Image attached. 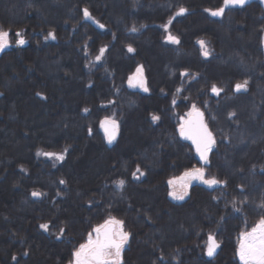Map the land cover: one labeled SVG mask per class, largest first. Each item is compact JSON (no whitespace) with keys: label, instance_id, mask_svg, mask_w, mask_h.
I'll return each instance as SVG.
<instances>
[{"label":"trees","instance_id":"16d2710c","mask_svg":"<svg viewBox=\"0 0 264 264\" xmlns=\"http://www.w3.org/2000/svg\"><path fill=\"white\" fill-rule=\"evenodd\" d=\"M222 6L0 0V28L9 32L0 52V264H69L110 217L129 233L122 264H242L240 235L264 218V3L206 11ZM139 65L147 92L126 84ZM191 105L215 139L208 163L178 133ZM110 116L119 126L111 144L99 129ZM39 151H64V159ZM193 168L221 183L195 181L173 200L169 181ZM210 234L220 245L211 257Z\"/></svg>","mask_w":264,"mask_h":264},{"label":"snow or ice","instance_id":"6c2138e0","mask_svg":"<svg viewBox=\"0 0 264 264\" xmlns=\"http://www.w3.org/2000/svg\"><path fill=\"white\" fill-rule=\"evenodd\" d=\"M245 2L246 0H223L222 7L216 10L206 9V11L210 12L212 16H222L228 6L243 5ZM186 11L185 8L181 7L177 15H183ZM83 15L85 18L91 19V14L86 8L83 10ZM169 23H171V21H169ZM100 27L103 28L104 25L101 24ZM167 27L168 26L165 25V30H167ZM131 30L136 31L137 29L133 27ZM16 36L20 37L17 40V44L23 45L25 40L21 37V34L16 33ZM49 36L55 39L54 33L50 32ZM167 39L172 43H179V40L171 34L168 35ZM198 43L203 50V55L207 57L209 52L207 51L205 42L200 40ZM7 46H9V32L0 28V50H3ZM104 51V48L100 49L101 55L96 57L97 60L101 59ZM128 51H133L131 46H129ZM128 83L132 87H140L145 92L148 91L142 68H137L136 74L129 77ZM246 86L247 81L243 84H237L235 87L236 90L239 91L242 88H246ZM211 90L217 95L222 91V89L217 88L215 85L212 86ZM85 111H87V109H85ZM152 119L157 120L159 117L153 116ZM100 126L105 131L108 143L111 144L118 134L119 126L117 121L115 119L105 118L101 121ZM179 132L182 137L192 141L200 159L204 163H208V154L215 144V139L213 133L204 122L203 113L195 106H193V110L188 114V119L181 123ZM38 154L55 157L58 160L64 159V155L58 153L44 152ZM139 171V168H137V172ZM141 175H143V173H141ZM133 177H136V173H133ZM182 179H185V183L182 185V191H172L169 193L175 199H183L184 196L187 195V186L192 180H200L209 186L221 183V181L217 180L215 177L205 179V170L203 168H193L191 171L185 172ZM61 183H64V181H61ZM117 183L118 187L122 188L125 181L120 180ZM174 183V181H169L170 185ZM32 195L40 196L41 193L33 192ZM48 227L47 224L41 225V228L45 230H47ZM94 232L95 237L90 233L87 242L81 244L73 253V260L70 264H122V252L129 239V233L123 230V221L110 217L103 224L97 226ZM208 241L207 255L211 257L220 245L211 234L208 237ZM238 255L242 264H264V218H261L250 231L241 233Z\"/></svg>","mask_w":264,"mask_h":264},{"label":"rangeland","instance_id":"374dc122","mask_svg":"<svg viewBox=\"0 0 264 264\" xmlns=\"http://www.w3.org/2000/svg\"><path fill=\"white\" fill-rule=\"evenodd\" d=\"M89 21H92V22H96V19H95V17L94 16H92L91 15V19H88ZM167 35H169V34H167ZM168 37V36H167ZM200 41V40H199ZM204 41V40H203ZM205 42V45H206V48H207V51L209 52V48H208V46H207V43H206V41H204ZM197 44L199 45V47H201L200 46V44L198 43V41H197ZM2 50H0V52H1ZM201 51H202V54H203V50L201 49ZM100 53V52H99ZM99 55H101V53L99 54ZM204 56V55H203ZM102 57V56H101ZM95 60H97V59H95ZM137 68H142V66L141 65H139V66H137L136 67V69L128 76V78H127V80H126V84H127V86L128 87H130V88H133V89H136V90H138V91H140V92H145L142 88H140V87H132V86H130L129 85V83H128V81H129V77H131V76H133V75H135L136 74V71H137ZM143 69V68H142ZM143 76H144V79H145V81H146V78H145V74H144V70H143ZM237 85V84H236ZM146 86H147V84H146ZM235 89H236V87H235ZM245 88H242L241 90H244ZM193 106L194 105H191L190 106V108L184 113V115L180 118V120H179V128H180V125H181V123L184 121V120H186L187 119V117H188V114L193 110ZM105 118H110V119H115L113 116H110V117H105ZM105 118H103V119H105ZM116 120V119H115ZM117 121V120H116ZM118 123V122H117ZM38 153H44V151H39ZM51 153H58V154H63L64 155V151H61V152H51ZM38 156H40V157H42V158H44V159H46V160H48V161H50V162H53V163H58V162H60L61 160H58V159H56L55 157H48V156H45V155H40V154H38ZM189 171H191V170H189ZM182 176L183 175H181L180 177H176V178H174V179H172V180H170V181H174L175 183L173 184V185H170L169 184V193L170 192H172V191H177V192H180V191H182V185L185 183V179H182ZM184 177V176H183ZM205 179H207L206 177H205ZM195 181H197V182H201V183H203L202 181H200V180H192L190 183H188V186H187V193H188V189H189V187H190V185L191 184H193ZM205 184V183H204ZM207 185V184H206ZM170 195V194H169ZM170 197L173 199V200H175V201H181V200H183L185 197H186V195L184 196V198L183 199H175V198H173V196H171L170 195ZM109 219V218H108ZM116 219V218H115ZM107 220V219H106ZM105 220V221H106ZM118 220V219H117ZM104 221V222H105ZM103 222V223H104ZM259 222V221H258ZM103 223H101V224H103ZM100 224V225H101ZM99 226V225H98ZM255 226V225H254ZM253 226V227H254ZM97 227V226H96ZM96 227H94V229L96 228ZM94 229L92 230V232H91V234L93 235V237H95V232H94ZM124 230V229H123ZM251 229H249V230H247V231H250ZM125 231V230H124ZM246 232V231H245ZM88 239V238H87ZM240 239H241V235H240ZM87 242V240L84 242V243H86ZM239 243H240V240H239ZM239 243H238V247H239ZM83 244V243H82ZM126 246V245H125ZM125 248V247H124ZM237 255H238V249H237ZM238 258H239V255H238ZM73 260V259H72ZM240 260V259H239ZM242 263V262H241ZM70 264V263H69Z\"/></svg>","mask_w":264,"mask_h":264},{"label":"water","instance_id":"95a60500","mask_svg":"<svg viewBox=\"0 0 264 264\" xmlns=\"http://www.w3.org/2000/svg\"><path fill=\"white\" fill-rule=\"evenodd\" d=\"M263 3H264V0H261ZM217 17V16H216ZM263 48H264V32H263ZM197 109H199V108H197ZM199 111L200 112H202V110L201 109H199ZM203 113V112H202ZM203 118H204V116H203ZM187 119H188V117H187ZM104 119H102L101 121H103ZM101 121H100V123H99V129H100V131L104 134V136H105V138L107 139V136H106V134H105V131H104V129L100 126L101 125ZM204 122H205V120H204ZM206 123V122H205ZM208 126V125H207ZM209 128V127H208ZM210 130V129H209ZM211 131V130H210ZM178 133H179V136H180V138L181 139H183V140H185V141H187L188 143H190V145L192 146V149H193V151H194V153H195V155H196V157H197V159L200 161V162H203L201 159H200V156H199V154L197 153V151H196V147H195V145L192 143V141L191 140H189V139H186V138H184V137H182L181 135H180V132H179V130H178ZM118 135V134H117ZM108 141V140H107ZM184 176V175H183ZM183 176H182V178H183ZM209 242V241H208ZM208 245V244H207ZM216 251H217V249H216ZM206 252H207V249H206ZM216 253V252H215ZM215 253H214V255H215ZM213 255V256H214Z\"/></svg>","mask_w":264,"mask_h":264}]
</instances>
